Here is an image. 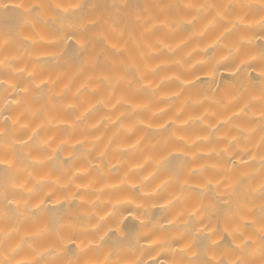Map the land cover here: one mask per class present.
Masks as SVG:
<instances>
[{"label": "bare ground", "instance_id": "1", "mask_svg": "<svg viewBox=\"0 0 264 264\" xmlns=\"http://www.w3.org/2000/svg\"><path fill=\"white\" fill-rule=\"evenodd\" d=\"M0 161V262L264 264V0H0Z\"/></svg>", "mask_w": 264, "mask_h": 264}, {"label": "snow or ice", "instance_id": "2", "mask_svg": "<svg viewBox=\"0 0 264 264\" xmlns=\"http://www.w3.org/2000/svg\"><path fill=\"white\" fill-rule=\"evenodd\" d=\"M17 7H21V6L18 5ZM56 7L59 8L60 5L57 4ZM71 7H79V5H72ZM65 11H67V9H65ZM0 163H3V161H0ZM258 190H259L261 196L264 197V182L261 183ZM261 232L264 233V228L261 229ZM105 235H107V233H105ZM101 239H103V237H101ZM259 239L261 241L260 252H261L262 257H264V234H262L259 237ZM18 248H19V245H17L15 248H13L12 251L15 253ZM182 251H184V250H182ZM3 264H10V261H4ZM76 264H79V261H77ZM85 264H98V262L93 261V260H89V261H86ZM178 264H184V262L180 261V262H178ZM189 264H190V262H189ZM234 264H247V261L242 259V258H238L234 262Z\"/></svg>", "mask_w": 264, "mask_h": 264}, {"label": "clouds", "instance_id": "3", "mask_svg": "<svg viewBox=\"0 0 264 264\" xmlns=\"http://www.w3.org/2000/svg\"><path fill=\"white\" fill-rule=\"evenodd\" d=\"M0 264H3V262H0Z\"/></svg>", "mask_w": 264, "mask_h": 264}]
</instances>
